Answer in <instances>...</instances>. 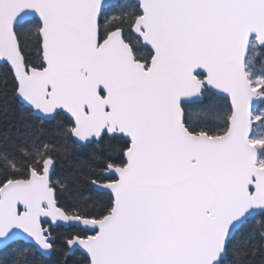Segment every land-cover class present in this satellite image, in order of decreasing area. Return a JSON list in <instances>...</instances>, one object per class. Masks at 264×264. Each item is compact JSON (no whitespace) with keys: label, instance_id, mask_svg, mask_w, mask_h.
Wrapping results in <instances>:
<instances>
[{"label":"snow or ice","instance_id":"6c2138e0","mask_svg":"<svg viewBox=\"0 0 264 264\" xmlns=\"http://www.w3.org/2000/svg\"><path fill=\"white\" fill-rule=\"evenodd\" d=\"M264 256V0H0V264Z\"/></svg>","mask_w":264,"mask_h":264},{"label":"trees","instance_id":"16d2710c","mask_svg":"<svg viewBox=\"0 0 264 264\" xmlns=\"http://www.w3.org/2000/svg\"><path fill=\"white\" fill-rule=\"evenodd\" d=\"M254 264H264V256H258Z\"/></svg>","mask_w":264,"mask_h":264}]
</instances>
